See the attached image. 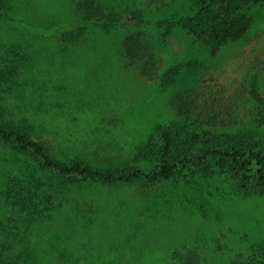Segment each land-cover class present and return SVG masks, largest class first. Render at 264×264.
Listing matches in <instances>:
<instances>
[{
  "label": "rangeland",
  "instance_id": "rangeland-1",
  "mask_svg": "<svg viewBox=\"0 0 264 264\" xmlns=\"http://www.w3.org/2000/svg\"><path fill=\"white\" fill-rule=\"evenodd\" d=\"M79 1L8 0L0 114L31 125L64 157L95 164L121 163L123 148L160 145L159 127L173 122L200 138L173 153L190 163L170 179L70 181L62 199L44 198L40 215L5 194L28 170L38 178V160L0 138L4 253L16 264L264 263V193L211 153L239 133L264 135V1L244 8L254 21L242 37L223 41L171 24L192 0H96L144 15L141 23L126 14L121 32L83 22ZM83 25L81 35L64 36ZM136 41L138 54L129 51ZM176 63L186 65L164 84Z\"/></svg>",
  "mask_w": 264,
  "mask_h": 264
},
{
  "label": "trees",
  "instance_id": "trees-1",
  "mask_svg": "<svg viewBox=\"0 0 264 264\" xmlns=\"http://www.w3.org/2000/svg\"><path fill=\"white\" fill-rule=\"evenodd\" d=\"M264 0H192V10L171 24H178L199 38L223 41L228 38L242 37L252 26L253 16L244 10L250 4ZM8 0H0V17L3 15ZM104 5L96 0H80L77 13L83 22H93L105 31H125L129 23L126 14H131L144 23V15L129 4ZM137 23V24H141ZM86 25L64 33L66 38L81 35ZM132 42H129V46ZM140 42L130 46V52L140 53ZM186 63H176L164 75L163 83L170 84L176 80ZM1 73V72H0ZM0 114V138L12 142L22 154H29L38 160V178L29 170L25 176H16L6 186L5 194L21 210L40 215L41 203L48 195L62 199V192L72 181L74 184L86 180L104 183L117 181L134 182L137 179L158 182L172 178L179 169L188 168L190 160L183 156L177 162L173 160L176 149L189 150L200 138V134L184 128L178 122L159 127L162 143L146 142L135 148H123L125 159L121 163L95 164L82 156L66 158L53 149L34 132L31 125H16ZM212 136V134H208ZM211 153L221 154L233 174L255 190L264 193V135L244 134L227 138L219 149ZM158 160L156 162L155 160ZM248 171H253L248 173ZM0 233L6 234L4 228ZM6 236L0 239V264H13L12 257L2 250ZM5 241V242H4ZM262 263V262H261ZM16 264V263H15ZM264 264V263H262Z\"/></svg>",
  "mask_w": 264,
  "mask_h": 264
}]
</instances>
